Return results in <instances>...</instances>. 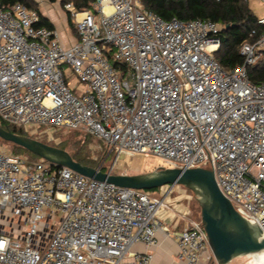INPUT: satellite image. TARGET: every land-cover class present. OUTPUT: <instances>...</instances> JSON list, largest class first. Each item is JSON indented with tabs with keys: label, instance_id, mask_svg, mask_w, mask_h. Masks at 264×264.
Instances as JSON below:
<instances>
[{
	"label": "built area",
	"instance_id": "2783aa9c",
	"mask_svg": "<svg viewBox=\"0 0 264 264\" xmlns=\"http://www.w3.org/2000/svg\"><path fill=\"white\" fill-rule=\"evenodd\" d=\"M66 9L78 35L70 45L38 26L39 11L0 4V123L48 144L60 129L84 131L116 160L156 156L165 168L210 169L264 233V85L248 74L264 56V34L241 47L242 66L225 71L216 59L222 27L212 21L165 20L141 0ZM195 202L182 185L120 188L0 147V264H151L160 231L184 264H202L205 254L217 264Z\"/></svg>",
	"mask_w": 264,
	"mask_h": 264
},
{
	"label": "water",
	"instance_id": "95a60500",
	"mask_svg": "<svg viewBox=\"0 0 264 264\" xmlns=\"http://www.w3.org/2000/svg\"><path fill=\"white\" fill-rule=\"evenodd\" d=\"M0 140L19 146L57 167H66L92 180L116 187L151 191L178 184L197 197L200 217L217 264L264 251V233L251 225L221 192L215 174L207 168H160L151 174L127 175L104 172L74 160L72 155L37 139L13 133L0 126Z\"/></svg>",
	"mask_w": 264,
	"mask_h": 264
},
{
	"label": "trees",
	"instance_id": "16d2710c",
	"mask_svg": "<svg viewBox=\"0 0 264 264\" xmlns=\"http://www.w3.org/2000/svg\"><path fill=\"white\" fill-rule=\"evenodd\" d=\"M47 1L52 4L60 3L66 12L70 29L75 31L71 12L66 9V6L71 4L75 10L83 11L92 8L93 3L97 0ZM141 2L145 9L155 12L165 20L176 19L186 22L199 19L219 24L222 27L219 33L221 46L218 53H216V59L225 71H233L237 67L242 66L244 58L240 53L241 47L246 43H254L260 35L264 34V25L259 24V18L250 9L249 2L242 0H141ZM0 4L4 9H9L16 4H22L29 9H35L40 12L39 3L36 0H0ZM38 26L55 29V26L43 16ZM114 66L121 70L124 75L128 73L127 66L120 63H115ZM248 74L252 83L264 85V56L255 66L248 69ZM0 126L11 130L15 134L28 137L20 128L11 127L4 123H0ZM85 135L87 139L89 136ZM86 141L82 142V145H85ZM1 143L9 145L16 153H25L31 160L40 159L19 146L3 140H1ZM57 147L60 148V145ZM71 155L77 162L94 167L91 159L82 155L81 149L78 152L71 153ZM102 171L106 172L105 169ZM158 190H151V192L156 193ZM197 206L199 213L197 215L194 211V214L200 217V208L198 203L195 202L193 207Z\"/></svg>",
	"mask_w": 264,
	"mask_h": 264
},
{
	"label": "rangeland",
	"instance_id": "374dc122",
	"mask_svg": "<svg viewBox=\"0 0 264 264\" xmlns=\"http://www.w3.org/2000/svg\"><path fill=\"white\" fill-rule=\"evenodd\" d=\"M49 6L53 9V11L55 12L54 14L59 20L58 32H61L60 30H62L65 33L67 23L65 10L61 7L60 3H51V5ZM249 7L259 19L264 18L263 2H261L260 0H250ZM85 134L86 133L84 131L60 129L56 132V134H54V138L58 139V142H53L49 145L55 147L60 145L61 149L69 152L70 154L78 152V150L81 149L82 155L90 158L95 168H101V170L105 169L106 172H110L111 166L116 160L117 153L111 150L112 148H109L104 141H101L89 135V137L86 139ZM85 140H87V143L85 145H82V142H84ZM40 141L48 144V142L44 139H40ZM0 147L6 148L15 155L31 160L25 153L14 152L9 145H4L3 143H1V140ZM32 161H37V159ZM116 161V168L113 171L114 174L145 175L151 174L160 168L166 167L163 160L156 156L145 157L143 155H136L130 157L123 155L120 156ZM193 208L195 213L198 215V206ZM60 220L61 219L59 217L55 219L54 224L56 229H58L61 225ZM252 261L253 258L246 256L237 258L230 264H251Z\"/></svg>",
	"mask_w": 264,
	"mask_h": 264
},
{
	"label": "crops",
	"instance_id": "0c3cea01",
	"mask_svg": "<svg viewBox=\"0 0 264 264\" xmlns=\"http://www.w3.org/2000/svg\"><path fill=\"white\" fill-rule=\"evenodd\" d=\"M39 3V8L42 16L49 20L57 31L59 20L57 19L55 12L49 5L50 2L47 0H36ZM51 9V11H50ZM73 22V21H72ZM61 38L66 45H70L78 40V35L75 31H72L66 23V31L60 30ZM183 225H180L179 229H182ZM158 246L153 249L154 260L151 264H184L178 258L179 246L173 238H169L165 235L163 231L157 233ZM134 251L139 253H144L147 248L143 244H137L133 248ZM201 263H206V254L201 257Z\"/></svg>",
	"mask_w": 264,
	"mask_h": 264
},
{
	"label": "bare ground",
	"instance_id": "6f19581e",
	"mask_svg": "<svg viewBox=\"0 0 264 264\" xmlns=\"http://www.w3.org/2000/svg\"><path fill=\"white\" fill-rule=\"evenodd\" d=\"M248 257L253 258L251 264H264V251L250 255Z\"/></svg>",
	"mask_w": 264,
	"mask_h": 264
}]
</instances>
